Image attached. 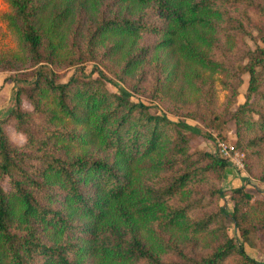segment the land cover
I'll return each instance as SVG.
<instances>
[{
	"label": "trees",
	"instance_id": "obj_1",
	"mask_svg": "<svg viewBox=\"0 0 264 264\" xmlns=\"http://www.w3.org/2000/svg\"><path fill=\"white\" fill-rule=\"evenodd\" d=\"M105 1L8 0L20 49L0 54V71L22 74L0 118V264H264V237L261 258L244 243L264 230V198L252 200L247 177L224 190L234 167L199 149L202 131L186 121L233 120L246 168L264 182V0ZM147 33L167 61L138 76ZM174 80L192 97L174 95ZM131 90L178 117L153 113ZM228 193L232 210L221 203Z\"/></svg>",
	"mask_w": 264,
	"mask_h": 264
},
{
	"label": "rangeland",
	"instance_id": "obj_2",
	"mask_svg": "<svg viewBox=\"0 0 264 264\" xmlns=\"http://www.w3.org/2000/svg\"><path fill=\"white\" fill-rule=\"evenodd\" d=\"M107 2V0L104 2V4ZM118 8V6H117ZM115 10V8H114ZM11 11L10 4L8 0H0V54L4 52H13V51H18L20 49L18 41L16 40V37L9 25L8 22V14ZM255 36L257 32L254 33ZM136 46H147L150 45V53L145 59V62H143L142 66L139 67L137 71V75L139 76L140 74L143 76H149L150 73L153 71H162L163 65H164V60L167 61L166 56H164L165 51L161 50L160 52V58H156L157 54L155 53V44L157 41V35L153 33H147L145 35H142V37L137 39ZM248 43L252 48L255 47L256 41L252 38L247 39ZM120 52L116 56L117 59L120 57ZM164 59V60H163ZM116 60V59H115ZM106 63H109V61H105ZM111 65L112 61L110 62ZM102 69H104L107 73L110 74V71L106 67L104 63H99L98 64ZM92 64H87L86 65V72L89 73L92 70ZM20 72H15L11 70H2L0 71V118L3 119L7 117V112L8 109L12 105V97L14 94L15 86H16V81L13 78L15 75L20 76L22 73ZM73 68H67L64 69L60 72V77L59 81L65 82L68 80L69 76L72 74ZM24 74V73H23ZM98 73L95 72L93 73V77H97ZM113 76V75H112ZM137 76V77H138ZM113 78L116 80L118 87L125 86L123 82H120L117 80L115 76ZM244 82L240 87V95L238 97V104L243 103L246 100V91L249 85V74L245 73L243 75ZM216 89H217V102L218 105H221L226 97L227 92L221 88V85L219 81L216 79L215 83ZM108 87L110 90H117V88L114 85L108 84ZM185 89H184V88ZM172 88H175L172 90L173 94L179 97H186V98H191L192 96L190 95V91L187 89L186 85L183 84L182 80H174L172 84ZM132 92V100L133 101H138V100H143L144 102L150 103L152 105L151 111L153 113H161L163 111L167 112L168 115H170L173 118H177L178 116L175 115L174 113H171L169 110H163L164 108L162 107V103L156 100H153L149 97H146L145 95L138 93L134 90H131ZM23 106L25 108H31L30 103L26 98L23 99ZM236 105L232 107V109H235ZM187 123H190L191 125H198L202 131V134L196 135V144L199 149L202 150H208L211 151L212 153H217V141L218 140H225L226 142H230V144H234L236 150L240 152V154L243 158V163L244 165L242 168L236 169V171L239 173L240 182L241 186L243 184L242 177H247L249 178V181L247 182V190L251 192L253 198L252 200H255L257 198H264V182L252 177L247 168H246V153L244 150L240 149L237 145V131L235 127V123L233 120L228 121L223 127H216L214 125H211L209 123V120L207 119L205 123L202 121L191 118V117H186ZM185 129V128H184ZM7 133L9 134L11 140L15 142L18 145H23L26 141V136L16 130L12 125H7L6 127ZM187 132H190V130L187 129ZM210 134V137H207V135ZM226 174L224 175V177ZM242 176V177H241ZM222 178L220 184L224 190H229L231 188H234V184L227 183L225 178ZM3 185L6 189L9 188V183L8 179H6L3 182ZM238 187V186H237ZM221 203L224 204L228 210H232L233 208V199L231 194H226L222 199ZM228 231L229 234L232 236H235L239 240L243 241L241 238L239 232L237 229L233 226V223L228 220ZM263 237H264V230L258 231L256 233H252L248 239L244 241L245 243V248L247 252L254 257L261 258L262 255V246H263Z\"/></svg>",
	"mask_w": 264,
	"mask_h": 264
},
{
	"label": "built area",
	"instance_id": "obj_3",
	"mask_svg": "<svg viewBox=\"0 0 264 264\" xmlns=\"http://www.w3.org/2000/svg\"><path fill=\"white\" fill-rule=\"evenodd\" d=\"M217 150L218 154L227 158L231 165L236 168H242L243 163V154L241 155L238 150H236L234 144H230V142H226L225 140L217 141Z\"/></svg>",
	"mask_w": 264,
	"mask_h": 264
},
{
	"label": "crops",
	"instance_id": "obj_4",
	"mask_svg": "<svg viewBox=\"0 0 264 264\" xmlns=\"http://www.w3.org/2000/svg\"><path fill=\"white\" fill-rule=\"evenodd\" d=\"M224 178L226 179L227 183L234 184L235 187L241 184L238 182L241 179L239 173L232 167L228 168Z\"/></svg>",
	"mask_w": 264,
	"mask_h": 264
}]
</instances>
